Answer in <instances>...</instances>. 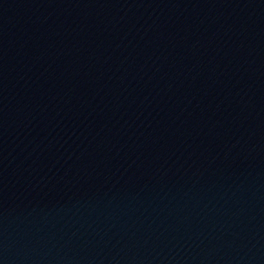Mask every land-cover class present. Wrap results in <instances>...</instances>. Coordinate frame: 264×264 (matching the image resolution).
Returning <instances> with one entry per match:
<instances>
[{"label": "water", "instance_id": "water-1", "mask_svg": "<svg viewBox=\"0 0 264 264\" xmlns=\"http://www.w3.org/2000/svg\"><path fill=\"white\" fill-rule=\"evenodd\" d=\"M0 264H264V0H0Z\"/></svg>", "mask_w": 264, "mask_h": 264}]
</instances>
